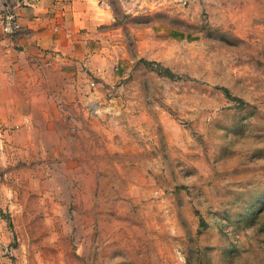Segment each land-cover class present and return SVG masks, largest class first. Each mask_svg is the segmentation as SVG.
Segmentation results:
<instances>
[{
	"label": "rangeland",
	"instance_id": "374dc122",
	"mask_svg": "<svg viewBox=\"0 0 264 264\" xmlns=\"http://www.w3.org/2000/svg\"><path fill=\"white\" fill-rule=\"evenodd\" d=\"M103 4L99 98L0 124V264H264V0Z\"/></svg>",
	"mask_w": 264,
	"mask_h": 264
},
{
	"label": "crops",
	"instance_id": "0c3cea01",
	"mask_svg": "<svg viewBox=\"0 0 264 264\" xmlns=\"http://www.w3.org/2000/svg\"><path fill=\"white\" fill-rule=\"evenodd\" d=\"M7 9L19 27L13 34L0 28V124L25 129L37 99L30 86L62 82L83 103L98 99L100 85L117 77L104 43L110 15L103 0H0V14Z\"/></svg>",
	"mask_w": 264,
	"mask_h": 264
},
{
	"label": "built area",
	"instance_id": "2783aa9c",
	"mask_svg": "<svg viewBox=\"0 0 264 264\" xmlns=\"http://www.w3.org/2000/svg\"><path fill=\"white\" fill-rule=\"evenodd\" d=\"M19 27L16 13L12 9H7L0 14V28L6 34H13ZM93 88L97 87L95 81H90Z\"/></svg>",
	"mask_w": 264,
	"mask_h": 264
}]
</instances>
